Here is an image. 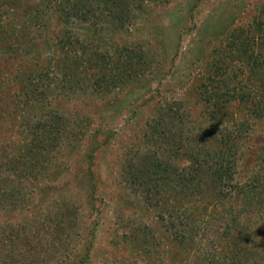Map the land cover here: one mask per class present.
Segmentation results:
<instances>
[{"label": "rangeland", "instance_id": "1", "mask_svg": "<svg viewBox=\"0 0 264 264\" xmlns=\"http://www.w3.org/2000/svg\"><path fill=\"white\" fill-rule=\"evenodd\" d=\"M60 3L0 0V264H264V205L233 195L203 213L194 198L203 214L180 244L129 176L154 154L187 166L170 158L183 138L244 123L235 180L264 176V117L250 98L214 99L242 86L263 101L264 0H127L99 33ZM96 52L113 58L101 91ZM219 245L217 260L202 253Z\"/></svg>", "mask_w": 264, "mask_h": 264}, {"label": "trees", "instance_id": "2", "mask_svg": "<svg viewBox=\"0 0 264 264\" xmlns=\"http://www.w3.org/2000/svg\"><path fill=\"white\" fill-rule=\"evenodd\" d=\"M126 1L127 0H74V4H71L72 0H61L59 10L66 15L67 18L73 17L81 22L90 23V26L92 25L95 32L99 33L101 32V30L98 29L99 25L100 28H103L105 24H107L108 26L106 27L110 29L114 28V22L118 21L123 16V6ZM31 15H33L32 19H37V15L39 16L40 14H37V10H31L30 17ZM104 16L113 17L114 20L113 18L107 20ZM86 49L91 51L92 46L86 44L85 50ZM92 55L97 56L90 62V70L95 71L93 73V77H96L94 86L98 89L97 91H101L103 80H106L107 75L105 69L112 65L113 58L104 56L102 53L97 54V52ZM133 58L132 56L128 57L126 63H131ZM256 59V57L254 58L253 55L250 54V61H252V64L253 62L255 63ZM122 71H124V69ZM34 74L35 73H33V76L37 79V75ZM29 80L33 83L32 77ZM225 87V93L227 95L232 93V98L225 100L227 95L220 96L219 93L214 92V99L218 100L219 98V101L222 100V102L226 104L225 102L230 103L232 100L244 102L250 98V106L253 107L251 117H256L257 120L263 119L264 114L261 110L262 108L264 109V98H262L263 101L261 102L260 98L256 100L251 94L250 96L246 95L242 86L239 87V90L230 86ZM173 114L177 115L176 113ZM42 126L46 127V124L43 122ZM247 126L248 124L244 123L243 125H239V127L233 126L232 129L225 128L218 132L214 131L213 134H206V139H202V141L199 136L197 138V140H200L198 146L188 147L195 141V138H183V140H185L183 144L173 146L170 158L177 161L179 158L183 157L188 162L187 166L179 167L177 162H175V164H163L162 160L156 159V154L151 158L148 157L143 162L131 164L129 173L131 183L138 186L145 194L144 199L148 207L153 206L159 209V211L167 214L169 227L173 230L175 229L173 235L180 244L186 242L187 238L186 233L184 234L183 231L178 229H182L181 227L183 226H190L198 219L196 215L201 214L199 216L201 217L210 207L212 209L223 207V204L226 205L227 201H230L233 195V199L236 201L239 208H245L247 206L255 208L259 206V204L264 205V176H256L244 185H239L235 180L236 161L240 154V145H242V142L246 138L245 135L247 131L245 129H247ZM49 129H51V127ZM46 132L47 138H45L44 141L42 140V142L45 145H49L52 142L50 137L53 131ZM56 136L55 133V137ZM194 198L197 199L198 202L200 201L203 213L194 209L197 206H194V208H189L187 206ZM261 213L263 214L264 211H261ZM161 218H163V216H161ZM238 226H240V223ZM240 229L238 235H247L242 226H240ZM193 232L194 230L192 229L190 234H193ZM7 236L8 234L5 232L3 236L0 237V240L8 238ZM210 244L213 245V242L210 241ZM217 247L218 248L212 247L211 249L205 247L206 249L202 251V253L205 254L207 259L212 258L217 260L219 255L217 249L221 246L219 245ZM234 247L236 248L237 246L234 244ZM240 251V249H237L236 254L233 256L234 259L239 256L241 253ZM8 255L9 253H7V256Z\"/></svg>", "mask_w": 264, "mask_h": 264}]
</instances>
